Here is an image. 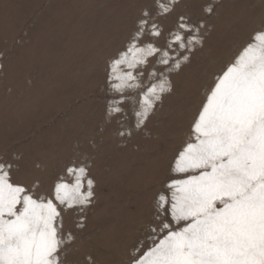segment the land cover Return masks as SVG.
<instances>
[{
    "label": "snow or ice",
    "instance_id": "1",
    "mask_svg": "<svg viewBox=\"0 0 264 264\" xmlns=\"http://www.w3.org/2000/svg\"><path fill=\"white\" fill-rule=\"evenodd\" d=\"M179 3L145 0L106 62V118L121 138L146 127L174 92L172 74L204 44L205 20L176 14ZM90 167L87 154L74 153L45 187L18 178V156H0V264H69L76 236L65 215L93 203ZM85 264L96 262L87 255ZM127 264H264V29L202 86Z\"/></svg>",
    "mask_w": 264,
    "mask_h": 264
},
{
    "label": "rangeland",
    "instance_id": "2",
    "mask_svg": "<svg viewBox=\"0 0 264 264\" xmlns=\"http://www.w3.org/2000/svg\"><path fill=\"white\" fill-rule=\"evenodd\" d=\"M144 2L0 0V156H18V178L45 187L74 153L87 154L91 165L93 203L65 215L76 236L69 264H85L87 255L96 264H127L202 86L264 29V0H217L210 15L201 11L208 0H180L176 14L205 20L204 44L172 74L174 92L146 127L121 138L101 89L106 62L125 44Z\"/></svg>",
    "mask_w": 264,
    "mask_h": 264
}]
</instances>
